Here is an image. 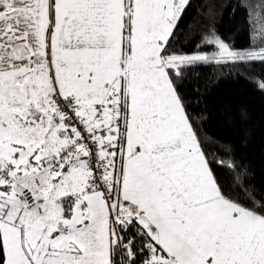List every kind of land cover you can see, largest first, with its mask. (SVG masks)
Instances as JSON below:
<instances>
[{
    "label": "snow or ice",
    "instance_id": "obj_1",
    "mask_svg": "<svg viewBox=\"0 0 264 264\" xmlns=\"http://www.w3.org/2000/svg\"><path fill=\"white\" fill-rule=\"evenodd\" d=\"M191 6L0 0V264H264V189L185 95L201 66H264V0H237L243 48L210 4L182 28Z\"/></svg>",
    "mask_w": 264,
    "mask_h": 264
},
{
    "label": "trees",
    "instance_id": "obj_2",
    "mask_svg": "<svg viewBox=\"0 0 264 264\" xmlns=\"http://www.w3.org/2000/svg\"><path fill=\"white\" fill-rule=\"evenodd\" d=\"M237 0H191V8L182 28L193 31L204 22V5L216 9L215 26L226 42L238 48L248 46L245 13L235 10ZM264 79V66L252 71L244 68L201 66L186 85L188 111L199 121V135L207 142L206 152L222 158L223 146L233 150L232 158L249 170L248 180L258 189H264V90L252 79ZM198 90V91H197Z\"/></svg>",
    "mask_w": 264,
    "mask_h": 264
}]
</instances>
